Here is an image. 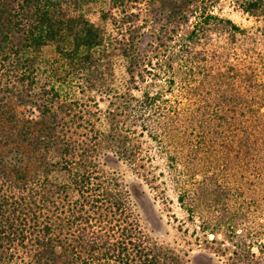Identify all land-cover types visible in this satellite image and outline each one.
Instances as JSON below:
<instances>
[{
	"label": "trees",
	"instance_id": "1",
	"mask_svg": "<svg viewBox=\"0 0 264 264\" xmlns=\"http://www.w3.org/2000/svg\"><path fill=\"white\" fill-rule=\"evenodd\" d=\"M111 161L264 264V0H0V264H189Z\"/></svg>",
	"mask_w": 264,
	"mask_h": 264
},
{
	"label": "rangeland",
	"instance_id": "2",
	"mask_svg": "<svg viewBox=\"0 0 264 264\" xmlns=\"http://www.w3.org/2000/svg\"><path fill=\"white\" fill-rule=\"evenodd\" d=\"M223 15L233 18L241 25H247L243 15L233 13L230 9H226ZM109 163L111 168L123 175L142 224L151 237L181 251L189 264L231 263L234 248L226 232L219 230L216 234H211L209 231H200L197 228L199 223L192 222L182 209L177 199L178 192L172 184L160 185L165 177H160L157 188L152 189L150 184L134 174L127 165L115 161ZM155 163L158 165L156 173L163 172L162 159H156Z\"/></svg>",
	"mask_w": 264,
	"mask_h": 264
}]
</instances>
